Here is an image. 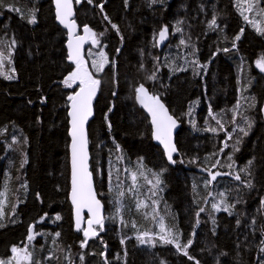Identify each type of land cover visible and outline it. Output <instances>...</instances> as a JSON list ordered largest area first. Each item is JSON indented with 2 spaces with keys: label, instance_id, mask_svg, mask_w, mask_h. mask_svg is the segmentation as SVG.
<instances>
[{
  "label": "trees",
  "instance_id": "obj_1",
  "mask_svg": "<svg viewBox=\"0 0 264 264\" xmlns=\"http://www.w3.org/2000/svg\"><path fill=\"white\" fill-rule=\"evenodd\" d=\"M130 2L131 0H127L126 4L125 0H121L125 9H128ZM147 2L150 10H156L167 7L173 0H162V3L154 5L150 0ZM224 3L230 19L232 18L231 23L225 25L228 30L238 35L243 28L245 34L260 44V47L254 51L251 63L243 56L240 47L233 49L232 40L218 12L217 0H204L201 6L193 3L186 5L188 19L209 18L210 22L213 14H216L220 27L214 31L209 30L207 23L202 34L216 39L215 56L236 76L241 107L235 123L232 118L237 103L213 114L224 125L221 129L209 114L203 122L199 121V115L204 109L201 97L185 101L180 127L175 136L179 153L174 157L176 164H168L162 151L152 140L148 119L135 100L134 87L142 81L116 51L122 45L120 36L107 21L102 20L99 9L89 5L87 0H82L81 4L75 6V20L79 29L87 24L97 33L104 32L101 37L104 45L102 50L115 62L114 66L108 64L99 74L102 84L94 100L93 118L88 125L90 171L93 173L97 198L105 207V220L104 230L96 238H90L85 248H81L79 244L83 239L82 233L73 229L72 208L68 201L67 95L73 89L65 88L61 81L74 65L68 62L66 55L67 35L56 24L52 0H7L6 6L0 8V49L7 52L5 45L12 39L17 41L13 49L12 65H8V68L12 66L15 69V79L6 80L0 76V192H6L7 195L3 204L4 217L0 219V224L4 225L0 227V259L10 258L12 246L23 247L27 242L29 225L35 224L36 231L43 235L37 236L32 242L30 250L33 253V264L37 261L40 264H105V256L108 264H194V261L177 252L173 245L159 242L155 247L141 245L136 236L146 231L150 234L159 232L158 220L162 217L166 229L173 227L174 232H179L180 242L183 244L189 238L194 240L198 232L196 212L199 208L205 209L200 213L199 219L203 217L216 221L221 215H226L228 219H233L236 215L235 209H230L232 214L229 215L228 212L216 211L211 207L212 203L220 202L221 192L225 194L226 202L230 203V198L235 193V183L217 178L206 187L210 177L202 169L211 168L219 160L220 166L211 168L212 171H232L234 175L239 172L242 179L248 180V175L240 171L246 167L234 155L229 161L221 149L223 150L226 134L233 133L236 136L243 133L240 128L249 129L244 118L251 122L257 111L258 100L254 93L255 77L252 67L258 59L264 57V35L255 31L252 24L246 23L236 6V0H224ZM7 5L19 8L21 12L8 11ZM259 7L264 8V0H261ZM33 10H36L37 22L29 24L22 17ZM249 14L250 19L256 20L258 27L264 29V16L255 17V12ZM168 25L170 32L173 31L175 24ZM182 38L185 39L181 33L170 35L169 43L158 54L155 81L160 80L164 88L174 78L185 74L190 75L193 87L197 88L205 77L206 67L201 66L206 64L201 62V49L192 44L190 47L180 45ZM201 44L199 42L200 46ZM90 48L91 45L88 44L86 58ZM224 48L230 51H222ZM100 50L91 48L93 53ZM192 60L198 63L194 65ZM180 67L187 70H172ZM155 81L147 88L160 96L174 116L167 99L155 90ZM253 103L255 106H250ZM189 111L191 115L187 114ZM206 128H215L217 131H205ZM14 137L18 143H12ZM25 138L27 143H24ZM25 158L28 162L21 168V162ZM229 164L232 165L231 169L227 167ZM132 171L143 172L153 184L155 178L152 173H159L162 182L154 189L157 194L151 195V185L143 176H138L137 192L129 194L127 188L131 185ZM24 183L27 184L26 189L21 187ZM242 187L250 189L243 184ZM121 190L125 191L123 198L118 196ZM259 191V220L256 228L259 241L247 254L249 262L237 261L228 252L220 250L218 227L213 222L207 223L208 228L202 235L207 252L232 264H259V258L264 257V253L259 251L262 238L259 229L264 227V206L260 203L264 199V187ZM136 199L144 201L148 207L137 210ZM153 201L156 203L153 204ZM13 205H16L15 215L11 213ZM45 213L48 219L37 223ZM57 214L62 217L60 221L54 220ZM153 216L156 217L155 220ZM121 218L127 223V227L120 223ZM132 222L136 223L135 229L131 227ZM56 232L61 233L60 237H55ZM54 239L55 244L52 243ZM122 239L124 244H121ZM102 252L105 256L100 255ZM81 255L83 260L80 259ZM49 256L52 258L47 259Z\"/></svg>",
  "mask_w": 264,
  "mask_h": 264
},
{
  "label": "snow or ice",
  "instance_id": "obj_2",
  "mask_svg": "<svg viewBox=\"0 0 264 264\" xmlns=\"http://www.w3.org/2000/svg\"><path fill=\"white\" fill-rule=\"evenodd\" d=\"M7 0H0V8H4L6 6ZM77 5L82 3V0H75ZM89 5H93L94 7L99 9V12L102 16L103 21H107V23L111 26L112 29L116 30L117 34H119L120 29L117 24L113 23L110 17L105 12V3L106 0H87ZM127 4V0H125ZM151 4L162 3V0H150ZM55 4V16L59 24L63 25L64 28L67 29L68 38H67V59L68 61L74 65V68L63 78L61 83L65 88L73 89V91L67 95V101L69 102L67 107L69 111L67 113L68 117H70V132L69 135L71 137V204L74 208V218H75V231L81 232L83 235V239L79 242L81 248H85L88 245V241L90 238L97 237L100 231L104 230V220L105 217L103 215V205L101 201L97 198V192L93 186V173L89 171V154H88V135H87V124L89 119L93 116V101L97 97V94L101 88L102 80L99 78V74L102 73L105 67L108 64H113L114 61H111L106 53L102 50L104 45H102L101 37L104 36V32L97 33L87 24L83 25L82 31L83 35H77V22L73 19L74 9H73V0H54ZM261 0H236V6L240 12V15L243 16L244 20L253 25L257 32L261 35H264V29H261L256 26V21L254 19H250L249 15L245 13H254L256 15L264 16V8H260ZM246 5V7H245ZM8 11H15L17 13L21 12V9L15 8L12 5H7ZM35 11L33 10L27 16L22 18L27 19L29 24H35L37 22ZM183 21H177L174 25V31L170 32L169 25H163L153 37L155 46H160L168 40L170 35H174L175 33H183V29L180 26ZM220 26L217 24V16L213 14L210 22L207 24V28L209 30H216ZM107 31V29H105ZM244 29H240V33L235 35L232 40L233 48L236 47V41L241 39L243 35ZM121 40H123V36H121ZM17 41L12 39L9 44L5 45L7 48V52L4 50H0V76H3L6 80L15 79V69L9 67L8 72H5V67L7 65L12 64V56L13 49L16 46ZM88 43L91 45V48L101 49L98 53H93L91 48L87 52V58L84 50V45ZM179 44L185 47L191 46V38L188 39H180ZM119 53V49L116 50ZM224 52L230 51L228 48L222 49ZM194 55V53H191ZM157 61H159V57H155ZM90 61V62H89ZM192 64H197L196 60L191 61ZM201 67H206V65H202ZM256 67L264 72V57H261L256 61ZM141 69H143V65H141ZM159 70L157 64V71ZM173 71H186V68H173ZM147 79L149 81H155L157 79L156 71L151 72ZM135 98L140 103V105L148 112L151 117V125H152V134L153 138L158 141L164 149L165 155L167 157V161L170 164H176L177 160L174 159V154L178 152V149L173 142V130L178 126L177 118H175L172 114L169 113V109L165 106V104L161 101L159 95L153 94L149 91V89L145 86L144 83H140L138 86L134 87ZM115 95V93H113ZM255 98H253L254 101ZM44 102L43 100L41 101ZM250 106L254 107V103ZM241 105L238 102L236 108L233 109V123H235L236 115L238 114V110ZM191 115V111L187 113ZM209 116H212L216 123L220 126L221 129L224 128V125L220 120L216 119L213 116L211 109L209 110ZM245 122L248 124V127L251 128V122L244 118ZM109 129L111 128V124L108 125ZM245 136L248 135V131L244 128L239 129ZM205 131L216 132L215 128H206ZM226 131V130H225ZM231 135L227 136V139H231ZM12 143H18L16 138L14 137ZM24 143H27L25 138ZM239 143V141H237ZM227 142L225 141V147H227ZM117 148L119 146L117 145ZM239 151L238 148L235 149ZM221 151H223L221 149ZM228 160H232V156H228ZM27 158L22 160L21 168L26 164ZM181 163L183 161H180ZM251 165V161L248 162ZM220 166V161L217 160L212 164L211 168H218ZM229 169L232 168V165H227ZM211 168H203L202 171H206L210 179L206 182V187L213 181H216L219 176H233L232 171L222 172L219 170L212 171ZM127 171V169H125ZM240 171L244 172L246 175H251L249 169H241ZM138 176H143L145 181L151 185V195L155 196L157 193L154 189L161 184L160 174L152 173V176L155 178V183L153 184L152 180H149L147 176H144L143 172L132 171L130 173L131 185L127 188V192L129 194H135L138 190ZM233 178L236 181L241 182L244 187L252 188L251 180L242 179L239 172H237ZM21 187L26 189L27 184H21ZM119 187V185H118ZM5 188L7 186L5 185ZM211 195V193H209ZM222 198L219 203H212L211 207L216 211H224L228 212L229 215L232 214L230 209H234L237 203H241V200H237L235 203H227L224 199V193H219ZM118 196L123 198L125 196V191L121 190L118 192ZM0 197L4 199H0V219L4 217L3 204L7 199L6 192H0ZM37 198L39 199V194H37ZM22 202V201H21ZM119 203V200L117 201ZM156 201H153L155 204ZM261 205L264 206V199L260 201ZM123 207V205H121ZM148 207V205L139 199H136V208L137 210ZM88 213V218L85 220L84 212ZM155 212V208H153ZM205 209L203 207L199 208V211L196 212V223L197 225L200 223L199 216L200 213L204 212ZM12 215L16 213V205L12 206L11 209ZM119 214V209L117 210ZM147 215V214H145ZM45 219H48L47 213L43 217L40 218L37 223H43ZM62 217L57 214L55 215L54 220L60 221ZM155 220L156 217L153 216ZM120 223L127 227V223L121 218ZM252 225L256 224V220H252ZM87 226L84 227L83 225ZM159 224V232L150 234L149 232H143L136 236V239L139 241L141 245L148 244L152 247L156 246V243L159 242L163 245H173L177 252L181 253L183 256L187 257L189 260L194 261V264H200V261L195 257L191 256L188 252V248L191 247L193 240L189 238L185 243L181 244L180 242V234L179 232H174L173 227H168L166 229L163 218L161 217L158 220ZM213 224H215V220H213ZM237 227L240 226V220L236 221ZM4 225L0 224V227ZM131 227L133 229L136 228V223L132 222ZM261 232V240L259 251L264 253V227L259 229ZM43 235L42 233L36 231V225L32 224L28 227V234L26 236V243L21 246H12L11 256L7 259H0V264H33V253L30 250L32 247V242L36 240L37 236ZM61 233L56 232L55 237H60ZM195 235V233H193ZM53 244L56 243L54 239L52 241ZM125 241L122 239L121 244H124ZM100 255L105 256V253H100ZM126 255V253H125ZM226 255V253L224 254ZM49 256L47 259H51ZM80 259L83 260V255L80 256ZM35 264H40L39 261L35 262ZM105 264H108L107 258L105 256ZM217 264H220V261H217ZM259 264H264V257L259 258Z\"/></svg>",
  "mask_w": 264,
  "mask_h": 264
},
{
  "label": "rangeland",
  "instance_id": "obj_3",
  "mask_svg": "<svg viewBox=\"0 0 264 264\" xmlns=\"http://www.w3.org/2000/svg\"><path fill=\"white\" fill-rule=\"evenodd\" d=\"M147 1L131 0L128 9L122 6L121 0H107L104 5L105 12L120 29L118 35L120 38L123 36L118 55L135 70L142 83L149 87L152 81H149L147 76L155 71L156 59L154 58L158 57L159 53L154 47L155 41L153 37L163 25L176 24L177 21H183L180 25L183 29L181 34L186 40L190 37L191 44L202 51L201 62L206 64L205 77L197 88L193 87L189 74L174 78L165 88L160 80L155 81V90L167 99L169 107L178 121L182 120L183 103L196 97H201L204 105V109L199 115L200 122H203L210 109L212 114H214L224 107L238 103L239 83H237L236 76L220 58L215 56L214 50L217 49L216 39L212 36L205 37L202 34L209 18L188 19L185 13V7L188 3L201 6L204 0H173L172 4L167 7L156 10H150L147 7ZM217 1L218 12L221 15L223 26L228 36L233 40L235 33L228 30L225 26L231 23L232 18L230 19L229 13L225 8L224 0ZM245 14L250 15L247 12ZM257 16L255 14V17ZM258 25V22H256L257 27ZM199 42L202 43L201 46ZM235 43L237 44L236 46L241 48L243 56L251 63L254 51L260 47V44L254 42L249 35L245 34V31L241 39ZM141 65H143V69H141ZM11 68L13 67L11 66ZM8 70L9 68L6 64L5 72H8ZM252 70L255 77L254 93L258 100L257 111L251 119L252 126L246 130L248 131L247 136L243 133L235 136L232 133L230 134L232 138L229 140L227 139L229 134H226L225 141L228 146L225 147L224 141L223 154L225 157L234 155L240 164L249 169L251 175H248V180L252 181L253 187L244 189L242 184L235 183V193L231 196L230 203H235L238 199L242 201L237 203L234 208L235 217L228 219L226 215H221L214 224L218 227L217 237L219 238L220 246L218 247L220 250L228 252L235 260L242 263L249 262L247 254L254 249L259 241V238L256 237V228L259 220L258 195L261 194L259 189L264 187V136L263 122L260 116V106L264 98V76L256 69V63ZM236 148L239 151H236ZM249 161L252 162L251 165H249ZM237 219L240 220L239 227L236 224ZM253 219L256 220L255 225L251 223ZM199 220L198 232H196L190 248V255L199 260L200 264H217L218 260L220 264H232L227 260L217 259L216 256L214 257L207 252L202 242V235L208 228L207 223H212L213 221L203 217Z\"/></svg>",
  "mask_w": 264,
  "mask_h": 264
},
{
  "label": "water",
  "instance_id": "obj_4",
  "mask_svg": "<svg viewBox=\"0 0 264 264\" xmlns=\"http://www.w3.org/2000/svg\"><path fill=\"white\" fill-rule=\"evenodd\" d=\"M52 4H53V10H54V17H55V21H56V24L63 30L65 31L66 35H67V38H68V33H67V29L63 27V25L59 24V22L57 21L56 19V16H55V4H54V0H52ZM73 9H74V16H73V19H75V1L73 0ZM77 35H83V31L82 29L80 30L79 27L77 28ZM170 41V36L168 38L167 41H165V43L163 45H160V46H155L156 50L158 53H160L164 47L169 43ZM88 46V43H86L84 45V50L86 52V48ZM65 50H66V55H67V52H68V49H67V39H66V43H65ZM69 62V61H68ZM70 63V62H69ZM71 64V63H70ZM73 65V64H71ZM256 69L258 70L259 73H264V72H261L257 67ZM136 100V98H135ZM136 103L137 105L140 107V109L143 111V113L145 114V116L147 117L148 119V122H149V127H150V130H151V137H152V140L154 142V144L162 151L163 153V156H164V159L165 161L170 164L168 161H167V157L165 155V152H164V149H163V146L158 142L156 141L154 138H153V134H152V125H151V117L150 115L148 114V112L140 105V103L136 100ZM68 111H69V108H68ZM67 111V113H68ZM93 112H94V101H93ZM170 113V111H169ZM171 114V113H170ZM260 116H261V120L263 122V134H264V98L262 100V103H261V106H260ZM67 118H68V125H69V130H68V136H69V146H68V156H69V186H70V190H69V195H68V201H69V204L72 208V217H73V229L75 231V218H74V208H73V205L71 204V149H70V144H71V137L69 135V132H70V117H68L67 115ZM93 118V116L89 119L88 121V124L86 126L87 128V135H88V125H89V122L91 121V119ZM178 121V120H177ZM180 127V123L178 121V126L173 130V142L175 143V136H176V133L178 131ZM88 154H89V139H88ZM179 155V153L177 152L176 154H174V157H177ZM88 164H89V171H90V155H89V160H88ZM234 176V175H233ZM233 176H220V177H217V178H224V179H227L229 181H233V182H236V180L233 178ZM93 186H94V180H93ZM95 189V187H94ZM102 203V202H101ZM103 205V203H102ZM103 215L105 217V207L103 205ZM84 217H85V220H87L88 218V213L85 211L84 212ZM84 227H86L87 225L84 224L83 225ZM77 232V231H75ZM96 238V237H94Z\"/></svg>",
  "mask_w": 264,
  "mask_h": 264
},
{
  "label": "flooded vegetation",
  "instance_id": "obj_5",
  "mask_svg": "<svg viewBox=\"0 0 264 264\" xmlns=\"http://www.w3.org/2000/svg\"><path fill=\"white\" fill-rule=\"evenodd\" d=\"M235 183H239L240 184L241 182H235Z\"/></svg>",
  "mask_w": 264,
  "mask_h": 264
},
{
  "label": "crops",
  "instance_id": "obj_6",
  "mask_svg": "<svg viewBox=\"0 0 264 264\" xmlns=\"http://www.w3.org/2000/svg\"><path fill=\"white\" fill-rule=\"evenodd\" d=\"M263 136H264V134H263Z\"/></svg>",
  "mask_w": 264,
  "mask_h": 264
}]
</instances>
